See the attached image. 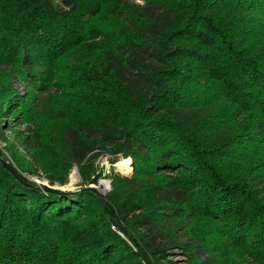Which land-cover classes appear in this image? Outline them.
Masks as SVG:
<instances>
[{
  "label": "trees",
  "instance_id": "obj_1",
  "mask_svg": "<svg viewBox=\"0 0 264 264\" xmlns=\"http://www.w3.org/2000/svg\"><path fill=\"white\" fill-rule=\"evenodd\" d=\"M139 1L0 0V264H264V0Z\"/></svg>",
  "mask_w": 264,
  "mask_h": 264
},
{
  "label": "rangeland",
  "instance_id": "obj_2",
  "mask_svg": "<svg viewBox=\"0 0 264 264\" xmlns=\"http://www.w3.org/2000/svg\"><path fill=\"white\" fill-rule=\"evenodd\" d=\"M9 136H11L10 134H9ZM5 145L0 141V147H4ZM99 167L101 168V169H104L105 171H106V174H109V172H110V169H111V164L109 163V161H108V157H103L102 158V160L100 161V163H99ZM116 171L117 172H122V171H119L117 168H116ZM76 173H79V171H78V168L77 167H75L73 170H72V172H71V174H70V177H69V182H68V184H66V185H64V186H61V185H58V184H56V185H54V186H52V187H54L55 188V190H60V191H63V192H73V191H76L78 188H79V185L81 184V182H82V180H80L79 179V177L78 178H76L77 179V182L75 181V182H72V179H73V177L75 176V174ZM122 173H124V174H126L125 172H122ZM38 176V180H40V181H42V182H44V183H39V184H41V186H45V187H48V188H51L50 186V181H49V179H47V177H46V175L41 171V170H38L37 171V175L36 176H34V177H37ZM39 176H42V177H39ZM32 175H28V178L29 179H32ZM45 177V178H44ZM33 179H35V178H33ZM32 181V180H31ZM32 182H34V183H36L37 185H39L36 181H32ZM99 184H102L103 185V189H100L99 188ZM91 186H94L96 189H98L102 194H105V193H107L108 191H110V180L108 179V178H104V177H102L100 180H99V183H98V185H90V187ZM173 260H175L176 262H177V264H185V258L183 257V256H181V255H176V256H172L171 257Z\"/></svg>",
  "mask_w": 264,
  "mask_h": 264
},
{
  "label": "bare ground",
  "instance_id": "obj_3",
  "mask_svg": "<svg viewBox=\"0 0 264 264\" xmlns=\"http://www.w3.org/2000/svg\"><path fill=\"white\" fill-rule=\"evenodd\" d=\"M115 166L119 171H122L125 173H128L132 170V162L129 159L128 160H121ZM76 178H78V176L75 174V176L72 179V182H75V181L77 182Z\"/></svg>",
  "mask_w": 264,
  "mask_h": 264
},
{
  "label": "water",
  "instance_id": "obj_4",
  "mask_svg": "<svg viewBox=\"0 0 264 264\" xmlns=\"http://www.w3.org/2000/svg\"><path fill=\"white\" fill-rule=\"evenodd\" d=\"M8 167L11 169L12 172L15 173V171H14L9 165H8ZM15 174H16V173H15ZM76 175L79 177L80 180H82V179H81V176H80V173H76ZM39 186L42 187L41 184H39ZM50 187H51L52 189H55V188L52 187V186H50ZM90 188H95V187H94V186H91ZM99 188H100V189H103V185H102V184H99ZM105 194H106V193H105ZM105 194H104V195H105Z\"/></svg>",
  "mask_w": 264,
  "mask_h": 264
},
{
  "label": "built area",
  "instance_id": "obj_5",
  "mask_svg": "<svg viewBox=\"0 0 264 264\" xmlns=\"http://www.w3.org/2000/svg\"><path fill=\"white\" fill-rule=\"evenodd\" d=\"M137 2H139V3H141V1H139V0H137ZM39 177H42V176H39ZM33 178H35V179H33ZM45 178V177H44ZM39 178H38V176L37 177H32V179H30V180H32V181H36L38 184L39 183H41L42 181H40V180H38ZM42 183H44V182H42Z\"/></svg>",
  "mask_w": 264,
  "mask_h": 264
}]
</instances>
